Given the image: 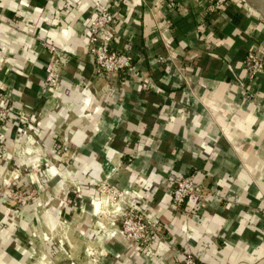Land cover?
<instances>
[{
    "label": "crops",
    "instance_id": "0c3cea01",
    "mask_svg": "<svg viewBox=\"0 0 264 264\" xmlns=\"http://www.w3.org/2000/svg\"><path fill=\"white\" fill-rule=\"evenodd\" d=\"M207 1L126 0L104 37L132 57L136 73L108 81L94 73L87 27L114 0H0V107L29 121L15 118L0 129L7 149L30 152L40 143L46 157L69 162L70 170L59 169L84 196L95 198V185L105 181L130 188L158 217L163 264H181L183 248L199 264H264V71L245 77L241 70L250 50L264 61V22L238 0L205 13ZM46 44L66 59L53 92L42 82L52 57ZM182 175L193 176L206 199L197 212L194 198L171 205ZM0 196V264H94L88 247L102 252L100 264H151L125 252L118 222L109 219L102 221L107 234L116 233L111 239L101 242L94 227L69 234L65 255L45 253L28 224L46 220L24 210L27 221L16 225Z\"/></svg>",
    "mask_w": 264,
    "mask_h": 264
},
{
    "label": "built area",
    "instance_id": "2783aa9c",
    "mask_svg": "<svg viewBox=\"0 0 264 264\" xmlns=\"http://www.w3.org/2000/svg\"><path fill=\"white\" fill-rule=\"evenodd\" d=\"M114 1V7L106 6L103 9L96 10L87 27L88 53L93 64L94 73L96 77L108 81H112L111 79L118 74L122 75L129 72L135 76L136 73L132 66V57L129 54L112 50L105 41V32L117 22L126 6V0ZM230 3L231 0H208L205 13L222 12ZM45 48L52 57L44 65L42 82L44 88L53 92L59 87L62 80L61 73L66 59H62L56 48L52 45L46 44ZM165 61L166 59L163 56L158 58V62L160 63H164ZM241 70L244 71L245 77L259 76L264 71V61L256 51L250 50L241 62ZM242 88L245 87L242 86ZM109 89L111 90L110 86ZM15 118L29 126L26 113L23 111L15 113L8 107H0V128ZM4 140L5 134L0 129V144ZM50 171L55 178L56 174L58 177L64 179L70 178L69 173H60L57 170L54 172L53 168ZM95 187L97 196L92 198V200L88 201V198L83 200L81 199L82 197L77 196L79 198L78 205L80 203L89 204L93 211V216L98 218L96 221V237L102 242L103 240L111 239L116 234H107L105 231L106 226L102 221L104 218L109 219L111 225H113V221L122 219L121 227H117V230L118 235L127 242L125 252L133 250L139 257L147 259L151 264H163L158 217H151L148 213V215L141 213V210H144V208L136 203L134 192L130 188L127 190L119 189L109 181L97 184ZM200 191V186L196 183L193 176L182 175L171 191V205L176 208L181 207L189 199L194 198L193 210L197 212L202 209V203L206 201ZM104 193L107 194L106 200L99 197L100 194ZM135 195L137 194L135 193ZM109 200H111V209L106 207L109 204ZM93 201L99 203L98 211L95 210ZM258 212L264 223V205L259 208ZM60 245L63 246V243L61 242ZM85 254L92 263L100 264L99 257L102 255V252H100L98 257V252L88 247L85 249ZM180 254L181 264H199L189 248L181 249Z\"/></svg>",
    "mask_w": 264,
    "mask_h": 264
},
{
    "label": "rangeland",
    "instance_id": "374dc122",
    "mask_svg": "<svg viewBox=\"0 0 264 264\" xmlns=\"http://www.w3.org/2000/svg\"><path fill=\"white\" fill-rule=\"evenodd\" d=\"M40 146V143H33L30 145V152H28L27 145L7 149L5 140L0 144V169H7L0 176L1 183L4 184L0 188V195L3 194V200L9 201L7 204L10 210L8 217L16 225H18L19 220H26L24 214L22 215L24 210L29 215L38 217L39 221L45 219L46 223L41 224V226L32 219L31 222L29 221L30 235L35 234L36 237L41 238L45 253L52 250L54 254L57 250V253L64 254L66 239L69 234L78 235L80 232H87L92 229L95 231L94 227H97L98 218L93 216L89 204L80 203L78 205L79 198L77 195L83 200L87 198L88 201L92 200V197L89 198V196L82 194L80 185L70 182L69 177L61 178L63 182L60 183L52 175L51 168L60 173L65 172L59 169V165L70 170L69 162L65 160L62 163H57L48 156L46 157L47 153L42 150L44 147ZM8 153H11L12 160H8ZM77 188L79 192H77ZM99 197L106 200L107 194H100ZM110 201L106 206L108 209H111ZM141 213L149 214L145 209L141 210ZM117 222L118 228H120L122 219ZM104 225L106 226L105 223ZM15 233L16 236L25 238L23 230L17 229ZM43 233L47 235L44 236ZM61 242L63 246L60 245Z\"/></svg>",
    "mask_w": 264,
    "mask_h": 264
},
{
    "label": "water",
    "instance_id": "95a60500",
    "mask_svg": "<svg viewBox=\"0 0 264 264\" xmlns=\"http://www.w3.org/2000/svg\"><path fill=\"white\" fill-rule=\"evenodd\" d=\"M245 8L264 22V0H238Z\"/></svg>",
    "mask_w": 264,
    "mask_h": 264
},
{
    "label": "bare ground",
    "instance_id": "6f19581e",
    "mask_svg": "<svg viewBox=\"0 0 264 264\" xmlns=\"http://www.w3.org/2000/svg\"><path fill=\"white\" fill-rule=\"evenodd\" d=\"M96 205H97V208H98L97 210H99V203L97 202Z\"/></svg>",
    "mask_w": 264,
    "mask_h": 264
}]
</instances>
